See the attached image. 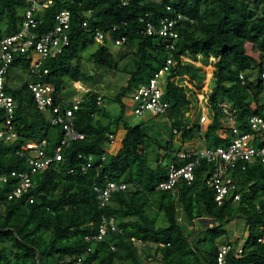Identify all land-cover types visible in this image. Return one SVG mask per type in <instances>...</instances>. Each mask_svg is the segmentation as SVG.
<instances>
[{
  "label": "trees",
  "instance_id": "trees-1",
  "mask_svg": "<svg viewBox=\"0 0 264 264\" xmlns=\"http://www.w3.org/2000/svg\"><path fill=\"white\" fill-rule=\"evenodd\" d=\"M35 1L40 5L52 1L48 8L35 13L38 23L31 31L38 37L54 30L61 12L71 14L70 46L45 61L43 69L49 74L42 81L52 84L65 101L64 91L70 84L86 89L85 93L75 94L83 99L81 110L75 114L76 128L86 138L65 150L64 162L46 170H34L26 157L28 152L25 157L17 154L29 141L41 144L46 140L45 150L51 151L60 143L63 132L61 127H53L35 105L29 89L38 80L35 75L31 73L33 82L26 81L18 89L9 86L12 69L31 70V59L16 56L6 75L5 90L16 102L20 139L0 146V177H9L0 186V264H154L152 260L161 264H219L220 245L233 246L226 264H264V241L258 242L264 236V161L256 159L244 164L245 169L243 163L229 169L236 186L233 194L241 195L238 203L233 196L222 205L215 201L214 187L207 180L216 165L206 160L195 169L191 185L179 184L175 194L156 190L166 181L171 163L183 166L189 162H177L173 155L191 150L182 148L186 144L200 139L207 149L231 145L233 129L229 126L226 131L223 126L228 114L240 132L252 135V146L264 148V131L251 127L252 117L264 122L261 0ZM31 3L0 0V40L23 29L24 13ZM178 15L183 18L177 25L180 38L174 50L159 35L146 33L148 24L157 27L162 19ZM113 28L117 31H111ZM96 30L111 31L114 43L124 38L118 45L136 46L127 56L131 57L130 63L121 67L105 40L87 58L96 73L85 69L81 59L90 46L97 44ZM171 54L176 64L166 76L164 100L170 104L167 115L149 117L136 126L123 124L125 96L147 85ZM205 67H209L210 76ZM98 68L107 73L125 71L128 81L107 97ZM208 79L212 89L205 93ZM99 96L103 97V106L97 105ZM106 100L117 104L121 113L107 111ZM202 102L208 109L205 122ZM158 118H165V126L170 127L171 139L165 144L162 133L155 128L161 122ZM5 120L0 110V125ZM120 127L126 131L121 147L109 151L99 168L101 156L110 146V136L116 137ZM174 141L181 144L177 150ZM90 156H94L95 166L83 172L81 168ZM11 172L30 175L32 187L20 199H9L19 184L10 177ZM108 180L125 182L128 188L114 194L102 208L93 187H104ZM103 217L114 219L115 230L109 227L101 241H87L86 237L99 233ZM202 218L212 219L215 224L199 229L196 224ZM236 220L245 222L247 239L241 236L232 241L227 236V227ZM237 247L242 249L239 254L235 252Z\"/></svg>",
  "mask_w": 264,
  "mask_h": 264
},
{
  "label": "built area",
  "instance_id": "built-area-1",
  "mask_svg": "<svg viewBox=\"0 0 264 264\" xmlns=\"http://www.w3.org/2000/svg\"><path fill=\"white\" fill-rule=\"evenodd\" d=\"M32 2L24 13L23 29L11 36L4 37L0 40V110L6 115V120L0 125V146L2 144H14L19 139V131L15 122L16 102L15 99L8 95L6 86V75L14 59L18 55L27 56L31 59V73L38 80L29 85V89L33 94V99L37 109L49 117V121L53 127H61L63 138L51 151L46 152L48 142L43 140L41 144L29 141L21 147L17 152L20 157H26L30 166L34 170H46L52 164L62 163L65 161V150L71 144L79 141H84L86 136L76 128L75 114L81 110L83 99L75 98L66 104L62 95L55 93V88L50 83H45L43 77L49 74L48 69H43L47 59L56 57L64 52L70 46L71 30V14L68 11L61 12L56 20L57 24L53 31L41 37L36 36L31 29L37 26L35 16L36 12L48 8L52 1L40 5L35 0ZM153 3H160L163 0H149ZM171 11V7H167ZM183 17L178 15L176 18H164L156 27L153 24L147 25L146 33L150 36L159 35L166 43L167 47L174 50L175 45L179 42V32L177 30L178 22ZM83 27L87 28L88 23L84 22ZM111 31H117L113 28ZM96 30L94 40L97 44H104L105 40H112L110 32ZM122 41H125L123 38ZM121 40H116L115 44L122 43ZM176 64V60L172 54L166 61V64L155 73L147 85H141L131 92L125 98L124 103L126 109H130L135 118L143 117H162L167 115L170 109V104L164 100L166 92V76L170 73L172 66ZM264 79V73H262ZM77 85V84H76ZM97 105L103 106L104 100L102 96L97 97ZM227 113V106L223 105ZM205 120V119H203ZM228 122L231 121L230 127L233 129V139L228 148L216 149H191L189 151H179L174 154L177 162L189 160L183 166L171 163L168 167V175L166 181L156 187L158 191H171L173 194L177 192L178 185L186 183L191 185L195 181V169L203 160L208 163H215L214 172L209 176L207 183L214 187L215 201L218 205H222L228 196H233V201L238 203L241 200V195L236 193V186L229 169H233L243 163L252 164L256 159L264 161V148L256 149L251 145L252 135L249 133L240 132L231 116H227ZM230 124V123H229ZM251 127L255 131H264V122L259 117L251 118ZM176 133V131H174ZM114 136H110V145L114 144ZM108 152H104L101 156L99 168L102 167V162L106 159ZM94 156L88 158L87 164L82 166V171L86 172L95 166ZM162 162V161H161ZM69 173H73L70 170ZM10 177L16 178L19 184L12 190L9 199L22 198L32 187L30 175L26 172H11ZM8 176L0 177V186L7 183ZM128 185L125 182L110 181L106 182L104 187L94 185L93 190L100 201L101 207L105 208L110 202L114 194L127 190ZM104 225L101 226L99 233L94 236L86 237L87 241H101L106 236L108 228L115 230V221L113 218L107 220L103 217ZM182 221V218H179ZM264 234V232H263ZM264 236L258 239V242H263ZM233 250L231 245H220L218 254V263L226 264V256ZM237 254L242 252L240 247L235 249ZM80 262V260H79Z\"/></svg>",
  "mask_w": 264,
  "mask_h": 264
},
{
  "label": "rangeland",
  "instance_id": "rangeland-1",
  "mask_svg": "<svg viewBox=\"0 0 264 264\" xmlns=\"http://www.w3.org/2000/svg\"><path fill=\"white\" fill-rule=\"evenodd\" d=\"M258 9L260 11L262 10L264 12V0H261V3L258 5ZM106 45L108 46L110 51L116 56V59L118 60L121 67L130 63L131 57H127V56L129 55L130 51H134L136 49V46H134L133 44L132 45H117L110 39L107 40ZM97 48H98V44L90 46L83 53V59H81V62H82V65L84 66V68L87 69L88 71H90V73H92V74H93V71L95 74L96 70L94 69L93 64L91 62H88L87 58H89V55L91 53H93ZM196 66L201 67L199 64H197ZM204 69H205L207 75L210 76L209 67H205ZM97 70L101 71V73H99L98 76H100V75L102 76V78H101V79H103L102 85H105V87H106L104 90V93H105V95H107V97H110V96L112 97L113 96L112 94L114 92L118 91V87L121 85H125L128 81V78H129V75L125 71H122V70L115 71L113 73L112 72L107 73L106 70L99 69V68ZM26 81H28L30 83L33 82V75H31V70L28 71V69H23V68H14L11 70L10 79H9V83H10L9 86L11 88L18 89ZM86 86H87V84H86ZM77 89H79V87L75 83L70 84V86H68L65 89L64 93L67 96L66 100L68 102L73 100L72 99L73 97L70 98V96H73V95L79 93ZM211 89H212V81L210 79H208L206 81L205 88H204L205 93L210 92ZM200 105L202 107V118L207 119L208 118V109L205 106V102H202ZM105 107H106L107 111L111 112L113 115L121 113L119 106L115 103L108 101V100H106V102H105ZM47 118L49 120V117H47ZM147 118H149V117H143L140 119L135 118L133 116L131 108H130V109H126V111L123 115V124H127L129 126H136L139 123L146 122L148 120ZM158 120H160L161 122H159L155 126V128L157 131H160L162 133L161 141L163 144H165L166 141L171 139L170 127L165 126L167 123L165 118H158ZM201 121H202V119H201ZM205 121L206 120H203V122H205ZM230 125H231V121L228 122V120L226 119V121L224 122V125H223L225 128L224 130L227 131ZM222 134L224 135L225 133H222ZM111 146L113 147V145H110L108 148H110ZM180 146H181V144L178 141H174L173 147L175 150L179 149ZM204 146H205L204 141L197 139V140H194L192 143L186 144L182 148H184V149H193V148L198 149L199 147L205 148ZM110 149L112 151H114L113 148H110ZM152 154H154V153H152ZM160 223L162 224V222H160ZM227 229H228L227 236H230L231 238H233V234H232L233 231H236V234H238V232H240V225L238 224V222L236 220V221H234V223H232L230 225V229H229V226L227 227ZM222 240H221V242H222ZM152 262L154 264H161L160 262H157L154 260H152Z\"/></svg>",
  "mask_w": 264,
  "mask_h": 264
},
{
  "label": "crops",
  "instance_id": "crops-1",
  "mask_svg": "<svg viewBox=\"0 0 264 264\" xmlns=\"http://www.w3.org/2000/svg\"><path fill=\"white\" fill-rule=\"evenodd\" d=\"M76 84V83H75ZM79 93L83 92L85 93V90L84 88H79L77 89ZM76 90V91H77ZM78 93V94H79ZM73 97V98H72ZM70 98L72 99H75L76 98V95H73V96H70ZM187 116H189V114H187ZM125 130H123V127H120L119 128V131L115 137V143L113 145V147L111 146L110 148H113L114 151L118 148V147H121L122 145V139L124 138L125 136ZM118 144V146L116 145ZM206 147V146H204ZM110 148H108L107 150H109L110 152L112 151ZM199 148H203V147H199ZM113 152V151H112ZM238 224L240 225V232H238V234H236V231H233V238L231 239L232 241H234L235 239L239 238L240 236H248V231L245 227V222L243 220H237ZM215 224V221L212 220V219H209V218H202L200 219L198 222H197V226L196 227H199V229H206V227H210V226H213ZM230 227V226H229ZM230 229V228H229Z\"/></svg>",
  "mask_w": 264,
  "mask_h": 264
},
{
  "label": "clouds",
  "instance_id": "clouds-1",
  "mask_svg": "<svg viewBox=\"0 0 264 264\" xmlns=\"http://www.w3.org/2000/svg\"><path fill=\"white\" fill-rule=\"evenodd\" d=\"M114 145V144H113ZM195 149V148H194ZM198 149H201V148H198ZM107 152H108V154H109V150H106ZM248 238V236H246L245 237V239H247Z\"/></svg>",
  "mask_w": 264,
  "mask_h": 264
}]
</instances>
